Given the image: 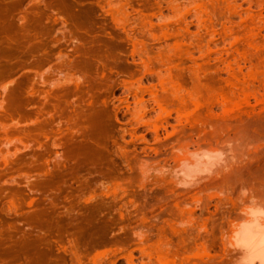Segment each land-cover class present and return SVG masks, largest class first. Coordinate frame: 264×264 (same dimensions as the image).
I'll list each match as a JSON object with an SVG mask.
<instances>
[{"label":"rangeland","instance_id":"obj_1","mask_svg":"<svg viewBox=\"0 0 264 264\" xmlns=\"http://www.w3.org/2000/svg\"><path fill=\"white\" fill-rule=\"evenodd\" d=\"M249 204L264 0H0V264H239Z\"/></svg>","mask_w":264,"mask_h":264},{"label":"bare ground","instance_id":"obj_2","mask_svg":"<svg viewBox=\"0 0 264 264\" xmlns=\"http://www.w3.org/2000/svg\"><path fill=\"white\" fill-rule=\"evenodd\" d=\"M187 153L189 156L180 158L179 172L188 179L183 181L184 185L192 183L198 174L211 172V168L218 161V155L210 151H200L199 154L196 151ZM262 207L246 206L241 216L238 215L239 217L230 225L228 243L231 249L235 250L239 264H264V207Z\"/></svg>","mask_w":264,"mask_h":264}]
</instances>
